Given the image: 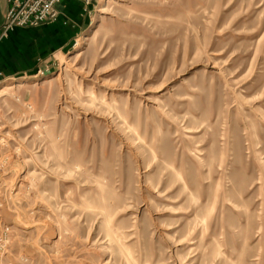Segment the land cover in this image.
I'll list each match as a JSON object with an SVG mask.
<instances>
[{
  "label": "rangeland",
  "instance_id": "obj_1",
  "mask_svg": "<svg viewBox=\"0 0 264 264\" xmlns=\"http://www.w3.org/2000/svg\"><path fill=\"white\" fill-rule=\"evenodd\" d=\"M81 14L69 48L0 81L4 261L264 264V0Z\"/></svg>",
  "mask_w": 264,
  "mask_h": 264
},
{
  "label": "crops",
  "instance_id": "obj_2",
  "mask_svg": "<svg viewBox=\"0 0 264 264\" xmlns=\"http://www.w3.org/2000/svg\"><path fill=\"white\" fill-rule=\"evenodd\" d=\"M85 9L82 0H63L58 8L57 22L12 31L0 42V81L14 76H31L52 54L69 48L84 24L80 16ZM6 10V1L0 0V32ZM66 20L74 26L65 23Z\"/></svg>",
  "mask_w": 264,
  "mask_h": 264
},
{
  "label": "built area",
  "instance_id": "obj_3",
  "mask_svg": "<svg viewBox=\"0 0 264 264\" xmlns=\"http://www.w3.org/2000/svg\"><path fill=\"white\" fill-rule=\"evenodd\" d=\"M7 10L1 27L3 35L17 28H37L44 24L57 22L58 6L63 0H5ZM85 12L94 0H82ZM8 228L0 232V264H11L4 261L8 253Z\"/></svg>",
  "mask_w": 264,
  "mask_h": 264
},
{
  "label": "bare ground",
  "instance_id": "obj_4",
  "mask_svg": "<svg viewBox=\"0 0 264 264\" xmlns=\"http://www.w3.org/2000/svg\"><path fill=\"white\" fill-rule=\"evenodd\" d=\"M81 42V41H80ZM80 46V43H78L77 47ZM26 86V83H23V82H20V83H17L15 85V87H18V88H21V87H25ZM0 88L4 91H7V90H10L11 88L8 87L7 85H1ZM115 238V237H114ZM124 249V248H123Z\"/></svg>",
  "mask_w": 264,
  "mask_h": 264
}]
</instances>
